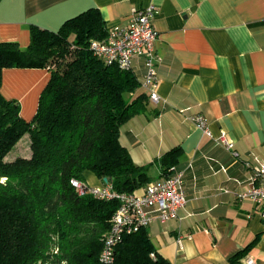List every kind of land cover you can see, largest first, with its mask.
<instances>
[{"label":"crops","instance_id":"0c3cea01","mask_svg":"<svg viewBox=\"0 0 264 264\" xmlns=\"http://www.w3.org/2000/svg\"><path fill=\"white\" fill-rule=\"evenodd\" d=\"M147 5L157 8L158 114L133 116L120 141L134 163L147 165L149 181L164 176L159 157L181 146L175 168L184 171L187 198L176 219L146 227L149 238L170 264H264V218L252 201L236 199L255 184L254 159L264 161V0H0V42L25 48L31 26L57 30L88 8L106 27L126 25L132 10ZM132 69L142 76L141 58ZM47 79L45 68H4L0 91L30 120ZM24 105L33 106L29 115ZM196 113L214 137L226 132L238 157L189 121ZM14 147L13 157L29 156L28 135ZM83 176L104 184L89 170Z\"/></svg>","mask_w":264,"mask_h":264},{"label":"trees","instance_id":"16d2710c","mask_svg":"<svg viewBox=\"0 0 264 264\" xmlns=\"http://www.w3.org/2000/svg\"><path fill=\"white\" fill-rule=\"evenodd\" d=\"M106 33L100 11L88 8L57 30L31 26L25 48L0 42V85L4 68L48 71L30 120L0 91V264H170L146 228L123 236L110 263L100 261L118 201L79 194L70 182H84L86 170L119 192L150 180L147 165L133 162L120 133L133 116L151 118L158 109L133 69L92 54L90 40ZM25 134L29 156L6 158ZM182 153L174 146L159 157L164 175Z\"/></svg>","mask_w":264,"mask_h":264},{"label":"built area","instance_id":"2783aa9c","mask_svg":"<svg viewBox=\"0 0 264 264\" xmlns=\"http://www.w3.org/2000/svg\"><path fill=\"white\" fill-rule=\"evenodd\" d=\"M157 14L154 5L134 9L126 25L107 27L103 39H91L89 48L92 54L107 64H115L120 69H132L133 59H142L143 74L140 82L147 89L153 103L158 102L156 92L158 83L157 62L155 51L157 33L153 19ZM194 126L203 134L221 143L234 157H238L232 139L221 130L218 136H213L208 123L201 113L189 117ZM252 179L255 184L236 195L241 201L248 199L254 203L261 218H264V161L254 159L251 165ZM71 184L79 194L90 193L100 200H117L118 205L110 218V225L103 236L100 261L110 263L113 260L114 246L123 236L146 228L154 219L162 221L178 217V210L186 203L184 190V171L174 168L163 177L148 181L144 186L132 192H119L107 182L100 186H91L78 179H71ZM248 258L245 264H253Z\"/></svg>","mask_w":264,"mask_h":264},{"label":"rangeland","instance_id":"374dc122","mask_svg":"<svg viewBox=\"0 0 264 264\" xmlns=\"http://www.w3.org/2000/svg\"><path fill=\"white\" fill-rule=\"evenodd\" d=\"M23 110H24V112H26L27 115H29V114L31 113V111L33 110V106L28 107V105H26V106L24 105V106H23ZM16 150H17V148H16V147H13V148L11 149V151L7 154V157H8V158L13 157L14 154H15V152H16Z\"/></svg>","mask_w":264,"mask_h":264},{"label":"water","instance_id":"95a60500","mask_svg":"<svg viewBox=\"0 0 264 264\" xmlns=\"http://www.w3.org/2000/svg\"><path fill=\"white\" fill-rule=\"evenodd\" d=\"M103 182H107V179L106 178H103Z\"/></svg>","mask_w":264,"mask_h":264}]
</instances>
